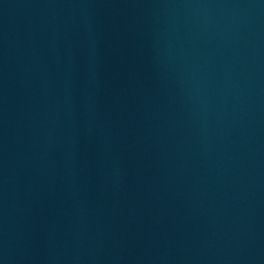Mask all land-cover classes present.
I'll return each instance as SVG.
<instances>
[{
  "label": "water",
  "instance_id": "obj_1",
  "mask_svg": "<svg viewBox=\"0 0 264 264\" xmlns=\"http://www.w3.org/2000/svg\"><path fill=\"white\" fill-rule=\"evenodd\" d=\"M0 264H264V0H0Z\"/></svg>",
  "mask_w": 264,
  "mask_h": 264
}]
</instances>
